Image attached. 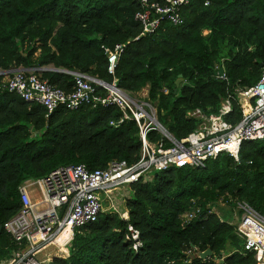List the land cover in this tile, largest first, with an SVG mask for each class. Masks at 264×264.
I'll return each mask as SVG.
<instances>
[{
  "label": "trees",
  "instance_id": "obj_1",
  "mask_svg": "<svg viewBox=\"0 0 264 264\" xmlns=\"http://www.w3.org/2000/svg\"><path fill=\"white\" fill-rule=\"evenodd\" d=\"M141 9L142 0H0V71L64 69L36 73L66 91L74 85L67 70L115 81L134 95L147 87L158 120L177 139L199 125L189 112L215 113L225 98L231 100L225 119L240 121L238 91L255 85L264 66V0H191L182 24L162 20L147 35L134 18ZM116 44L125 47L111 74L107 56ZM120 115L114 105L75 110L60 105L47 113L0 87V226L20 210L19 188L27 180L63 164L95 170L113 160L137 161L141 144L135 122L110 124ZM148 135L161 137L156 131ZM127 189V218L101 211L41 264L258 263L254 252L242 247L235 216L241 214L240 202L264 215V137L243 141L237 159L222 152L204 167L154 170ZM225 214L234 215L235 222H227ZM129 224L139 231L136 250L127 237ZM18 248L2 229L0 259H10ZM206 249L211 255L199 257Z\"/></svg>",
  "mask_w": 264,
  "mask_h": 264
},
{
  "label": "built area",
  "instance_id": "obj_2",
  "mask_svg": "<svg viewBox=\"0 0 264 264\" xmlns=\"http://www.w3.org/2000/svg\"><path fill=\"white\" fill-rule=\"evenodd\" d=\"M191 0H142V9L135 13L141 26V35L157 30L162 20L173 25L183 23L182 11ZM208 1L205 2L207 4ZM125 44H116L107 56V71L113 74ZM42 68H12L1 70L4 77L0 87L24 100L42 105L47 113L63 105L69 110L83 106H117L121 115L110 121L118 125L127 120L135 122L141 144L137 161L127 164L113 160L104 169L89 170L84 164H63L47 175L25 181L19 188L21 208L2 225L18 250L12 257L1 258L0 264H41L50 260V248L63 250L73 237L75 228L97 219L103 211V200L110 198L114 189L147 178L151 171L171 166L204 167L206 161L222 152L237 159L243 141L264 137V66L257 83L238 91L242 117L237 123L225 119L231 110L230 98L222 100L217 112L207 114L197 108L188 113L199 125L187 136L177 139L157 118V105L144 96L134 95L119 87L78 70H67L74 77L71 91L50 84L36 71ZM217 75L222 78L224 74ZM106 92L101 93L98 88ZM244 100V101H243ZM156 131L159 140H151L148 133ZM37 185L40 196L33 199L29 187ZM103 194V195H101ZM104 196V197H103ZM240 216H235L236 232L242 238V247L254 252L257 264H264V215L248 203L240 202ZM193 215L186 214L189 219ZM132 248L140 245L139 231L128 225Z\"/></svg>",
  "mask_w": 264,
  "mask_h": 264
},
{
  "label": "rangeland",
  "instance_id": "obj_3",
  "mask_svg": "<svg viewBox=\"0 0 264 264\" xmlns=\"http://www.w3.org/2000/svg\"><path fill=\"white\" fill-rule=\"evenodd\" d=\"M48 68H50V67H48ZM147 93H148L147 87L143 88L141 91L137 92V94L140 96H144ZM28 189H29L30 196L33 199L38 198L40 196V191H39V188L37 185L30 186ZM127 192H128L127 185H125V186L123 185V186H120V187L114 189L113 192L110 194V198L103 200V202H102L103 203V210L104 211H106V210L115 211V212L120 213V215L122 217L127 218L128 217L127 211H123V209L125 208L124 207L125 206V196L127 195ZM101 195H103V194H101ZM221 206L224 209H227V211L230 209V207L226 206L224 203L220 204V208H222ZM216 210H218V209L216 208ZM233 210L236 211L235 208H233ZM233 210H232V212H234ZM236 213H237L236 216H238V212H236ZM223 217L227 222H230V223L235 222L234 215L232 216V215L225 214ZM60 249H58V250H60ZM54 250H55V248L49 249V251H51V252H54Z\"/></svg>",
  "mask_w": 264,
  "mask_h": 264
},
{
  "label": "water",
  "instance_id": "obj_4",
  "mask_svg": "<svg viewBox=\"0 0 264 264\" xmlns=\"http://www.w3.org/2000/svg\"><path fill=\"white\" fill-rule=\"evenodd\" d=\"M43 70L46 69V70H55V71H65L64 69H59V68H54V67H50V68H42ZM224 73V69L223 67H219L218 69V74L219 75H222ZM182 80V77L180 76L177 80H176V86L179 85L180 81ZM2 230V227L0 226V232ZM211 250L210 249H206L204 251H200L198 252V256L201 257V258H206L207 256L211 255Z\"/></svg>",
  "mask_w": 264,
  "mask_h": 264
},
{
  "label": "bare ground",
  "instance_id": "obj_5",
  "mask_svg": "<svg viewBox=\"0 0 264 264\" xmlns=\"http://www.w3.org/2000/svg\"><path fill=\"white\" fill-rule=\"evenodd\" d=\"M204 30H205V29H204ZM203 33H205V32H203ZM208 33H209V32H207V35H208ZM243 101H244V100H243Z\"/></svg>",
  "mask_w": 264,
  "mask_h": 264
},
{
  "label": "crops",
  "instance_id": "obj_6",
  "mask_svg": "<svg viewBox=\"0 0 264 264\" xmlns=\"http://www.w3.org/2000/svg\"><path fill=\"white\" fill-rule=\"evenodd\" d=\"M205 33L207 32V31H204Z\"/></svg>",
  "mask_w": 264,
  "mask_h": 264
}]
</instances>
